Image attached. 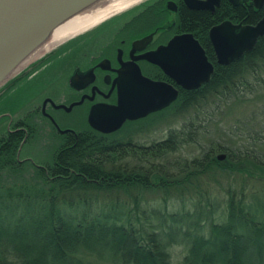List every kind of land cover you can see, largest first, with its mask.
<instances>
[{
	"label": "trees",
	"instance_id": "16d2710c",
	"mask_svg": "<svg viewBox=\"0 0 264 264\" xmlns=\"http://www.w3.org/2000/svg\"><path fill=\"white\" fill-rule=\"evenodd\" d=\"M254 51L263 55L218 65L205 89L184 98L187 107L209 96L250 94L249 75L264 69V37ZM194 118L147 148L84 126L76 136L51 140L32 132L30 144L45 153H32L31 161L17 162L15 145L2 152L0 264H173L175 245L185 251L181 264H264V141L238 122L251 148L215 142L200 158L170 159L201 134ZM205 174L240 181L226 188L223 207L200 191L192 209L181 211H168L165 197L162 208L142 200L146 192L168 196L173 188L183 195Z\"/></svg>",
	"mask_w": 264,
	"mask_h": 264
},
{
	"label": "flooded vegetation",
	"instance_id": "af4514ba",
	"mask_svg": "<svg viewBox=\"0 0 264 264\" xmlns=\"http://www.w3.org/2000/svg\"><path fill=\"white\" fill-rule=\"evenodd\" d=\"M264 17V0H141L81 33L49 48L41 49L15 75L0 86V154L16 146L17 162L34 146L30 135L53 139L57 134L76 136L77 125L91 129L88 116L92 107H111L138 87L141 76L163 82L177 91L168 106L135 119H125L106 135L118 133L124 145L147 148L153 143L134 141L141 126L156 122L171 106L188 105L184 98L200 92L210 82L218 65L263 55L254 46L228 64L217 62L218 55L210 30L223 22L253 26ZM240 28L234 29L237 34ZM181 40L164 50L174 38ZM196 41L213 71L197 88H185L169 73L183 71L192 57L190 45ZM194 57V56H193ZM183 122L182 125H184ZM141 125V126H140ZM68 131L62 133L60 130ZM16 141V142H15Z\"/></svg>",
	"mask_w": 264,
	"mask_h": 264
},
{
	"label": "water",
	"instance_id": "95a60500",
	"mask_svg": "<svg viewBox=\"0 0 264 264\" xmlns=\"http://www.w3.org/2000/svg\"><path fill=\"white\" fill-rule=\"evenodd\" d=\"M97 0H0V86L19 72L39 52L51 31L67 18ZM240 28L237 34L234 29ZM79 34V33H78ZM77 35V34H76ZM264 35V17L253 26L223 22L210 30V38L218 55L217 62L228 64L250 50L258 36ZM181 40L174 38L164 50L172 49ZM189 58L183 71L169 73L185 88H197L209 80L213 71L196 41L190 45ZM194 56V57H193ZM139 89L127 93L111 107H92L89 125L102 133L117 130L127 118L135 119L168 106L177 91L163 82L141 76ZM62 133L68 131L60 130ZM223 159L224 154H218Z\"/></svg>",
	"mask_w": 264,
	"mask_h": 264
},
{
	"label": "rangeland",
	"instance_id": "374dc122",
	"mask_svg": "<svg viewBox=\"0 0 264 264\" xmlns=\"http://www.w3.org/2000/svg\"><path fill=\"white\" fill-rule=\"evenodd\" d=\"M249 79L254 88L250 94H245L242 98L234 97L231 94L229 99L223 101H214V97L211 98L209 96L198 104L194 102V105L185 106L183 109H179L177 105H173L167 112L158 115L160 117L157 118L156 122L144 127L140 125L141 130H138L139 134L136 137L134 136L133 140L143 144L162 140L166 137L169 130H179L183 122L186 123L191 117H195V120H201V126L199 127L201 128V134L195 138L194 143L186 144L175 154L169 155L170 159L185 158L191 160L194 157L200 158L203 155V151L215 142L235 149L241 145L250 146L251 148L252 140H247L246 135L243 134L245 129H242L243 126L238 122L243 125H249L250 135L258 136V138L264 141V69L257 75H249ZM261 79L262 81H260ZM234 124L238 125L239 131L234 132ZM84 126L86 127L85 124L79 123L77 129H81ZM261 147L260 150L264 151L263 143ZM43 149V146L41 147L40 144L30 146L21 153L20 157L32 158V153L44 155L45 150ZM232 176L234 175L228 177L210 174L200 175L197 179L193 180V185L197 184L198 186L195 190L190 189L183 195H178L177 191L173 188L170 190L168 196H165L159 190L146 192L142 195V200H150L149 202L154 208H162L164 205L163 197H165L168 211H181L182 209H192L191 201H196L195 192L200 191L205 195L204 198L206 195H209L211 201L220 203L223 207L225 205L223 201L226 198L224 195L226 188L229 185L236 186L240 183L239 180H235L236 176L240 178L238 174L234 177ZM253 182V180H248L246 184H248V187H251L254 184ZM204 198L201 200L204 201ZM214 219L216 222L222 221L218 215ZM170 253L173 264L182 263V258L185 254L183 245L173 246L170 249ZM92 264H110V262L95 259Z\"/></svg>",
	"mask_w": 264,
	"mask_h": 264
},
{
	"label": "bare ground",
	"instance_id": "6f19581e",
	"mask_svg": "<svg viewBox=\"0 0 264 264\" xmlns=\"http://www.w3.org/2000/svg\"><path fill=\"white\" fill-rule=\"evenodd\" d=\"M140 1L141 0H97L57 25L39 49L49 48L61 41L71 38L111 15Z\"/></svg>",
	"mask_w": 264,
	"mask_h": 264
}]
</instances>
